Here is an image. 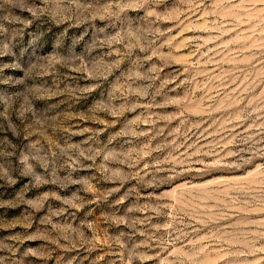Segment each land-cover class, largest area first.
<instances>
[{"label": "rangeland", "instance_id": "1", "mask_svg": "<svg viewBox=\"0 0 264 264\" xmlns=\"http://www.w3.org/2000/svg\"><path fill=\"white\" fill-rule=\"evenodd\" d=\"M0 264H264V0H0Z\"/></svg>", "mask_w": 264, "mask_h": 264}]
</instances>
